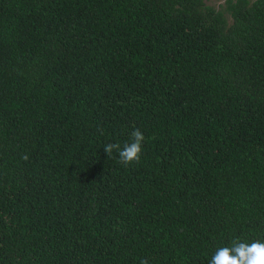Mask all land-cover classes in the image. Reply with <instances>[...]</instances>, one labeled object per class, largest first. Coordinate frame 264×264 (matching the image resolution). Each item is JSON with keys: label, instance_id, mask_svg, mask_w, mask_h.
Instances as JSON below:
<instances>
[{"label": "trees", "instance_id": "trees-1", "mask_svg": "<svg viewBox=\"0 0 264 264\" xmlns=\"http://www.w3.org/2000/svg\"><path fill=\"white\" fill-rule=\"evenodd\" d=\"M145 135L141 163L104 145ZM264 239V0H0V264H208Z\"/></svg>", "mask_w": 264, "mask_h": 264}, {"label": "clouds", "instance_id": "clouds-1", "mask_svg": "<svg viewBox=\"0 0 264 264\" xmlns=\"http://www.w3.org/2000/svg\"><path fill=\"white\" fill-rule=\"evenodd\" d=\"M145 139L140 128L134 127L123 145L109 142L103 147L110 159L115 153L117 163L130 167L141 163ZM139 264H150V260L147 257L140 258ZM208 264H264V239L232 238L228 245L216 248Z\"/></svg>", "mask_w": 264, "mask_h": 264}, {"label": "rangeland", "instance_id": "rangeland-1", "mask_svg": "<svg viewBox=\"0 0 264 264\" xmlns=\"http://www.w3.org/2000/svg\"><path fill=\"white\" fill-rule=\"evenodd\" d=\"M206 3L215 5L218 7L221 3L224 2V0H205Z\"/></svg>", "mask_w": 264, "mask_h": 264}]
</instances>
